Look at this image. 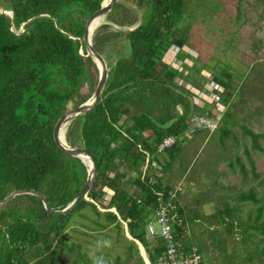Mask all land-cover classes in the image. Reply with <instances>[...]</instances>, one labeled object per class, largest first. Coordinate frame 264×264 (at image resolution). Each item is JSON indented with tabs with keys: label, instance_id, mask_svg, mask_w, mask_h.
I'll use <instances>...</instances> for the list:
<instances>
[{
	"label": "trees",
	"instance_id": "trees-1",
	"mask_svg": "<svg viewBox=\"0 0 264 264\" xmlns=\"http://www.w3.org/2000/svg\"><path fill=\"white\" fill-rule=\"evenodd\" d=\"M129 1L141 11V21L121 35L118 32L124 45L116 57L109 60L102 56L106 77L98 101L91 110L71 120L65 132L68 145L85 149L95 161V179L87 200L60 216L45 212L33 196L12 198L0 210V264L55 261L56 249L65 237L64 225L76 213L97 229L114 226L118 231L125 224L127 233L140 243L150 264H158L164 252L163 240L158 236L148 238L145 226L158 202L168 198L169 188L158 177L151 182L142 175L145 154L160 163L162 170H167L172 149L188 138L184 135L188 117L204 113L212 116L215 110L208 103L198 106L192 101L193 89L201 87L196 77L202 79L200 70L208 71L204 63L197 65L195 57L183 51L175 55L181 61L184 58L195 61L188 75H182V82L186 81L188 88L174 82L178 71L168 64L171 44L179 49L191 48L184 32L176 27L184 13L185 0ZM100 2L4 0L2 8L10 10L12 18L0 13V199L13 190L30 189L42 195L50 208L60 209L80 191L85 181V166L59 150L52 132L57 118L82 102L81 88L84 85L90 88L85 63L91 62L79 56L78 47L85 21L99 9ZM120 6V2H115L108 13L114 21ZM21 23L24 24L20 30ZM106 27L99 26L91 37L92 48L99 55L105 45L100 29ZM167 55L170 58L165 63ZM208 74L221 91L219 100L225 110L216 131L225 138L231 134L229 121L225 119L226 107L233 108L227 95L231 75L223 69ZM71 124L77 127L72 129ZM241 129L250 146L263 152L258 140L264 141V132ZM73 134L79 146H74ZM166 135L174 136L175 142L157 153L156 145ZM243 153L252 178H258L247 149ZM162 154L165 158L159 159ZM236 161L239 173L244 175V165ZM20 197L30 203L22 208H10V203ZM176 197L171 200L170 210L173 239L178 254H185L192 245L197 247L186 229L187 223L200 219L197 210L201 204L199 200L191 202L188 211L182 206L181 216ZM234 199L238 203H259L252 188L237 193ZM86 207L91 216L82 212ZM236 211L235 206H224L213 217L231 228ZM255 211L246 229L264 235V212L259 206ZM204 219L210 222L205 216ZM55 236L59 237L51 244ZM132 240H128L126 249H134L136 264H143Z\"/></svg>",
	"mask_w": 264,
	"mask_h": 264
},
{
	"label": "rangeland",
	"instance_id": "rangeland-1",
	"mask_svg": "<svg viewBox=\"0 0 264 264\" xmlns=\"http://www.w3.org/2000/svg\"><path fill=\"white\" fill-rule=\"evenodd\" d=\"M3 3L4 0H0V10ZM120 4L116 21L106 14L92 33L99 26L107 25L100 29L105 43L100 54L104 59L117 56L124 45L120 36L122 32L141 21V11L131 1L124 0ZM176 25L184 32L185 40L196 54L197 65L204 63L207 73L219 69L230 73L227 95L233 105V108L226 107L229 136L223 138L216 130L200 131L176 144L171 160H168L169 166L174 160L182 162V206L188 211L191 202L194 204L199 200L201 204L197 210L200 219L187 223V234L195 240L203 264H264V235L246 229L256 214V206L264 212V141L258 140L263 149L259 152L250 146L249 138L241 129L264 132V0H185L184 13ZM169 58L167 55L164 62ZM194 60L183 59L181 69L184 76L190 72ZM90 62L85 63V68L90 74L91 85L89 89L86 85L81 88L82 102L89 98L96 83V69ZM176 70L177 78L182 80V71ZM196 81L202 82V79L197 76ZM174 82L178 84L179 80ZM67 106L71 104L67 103ZM75 126L71 124L72 129ZM71 139L74 146H79L75 134ZM244 148L254 162L258 173L256 179L251 176ZM164 158V154L159 157ZM237 159L244 165V175L239 173ZM168 169L167 179L172 183L177 173L173 168ZM249 188L255 191L259 203L236 202L234 196ZM29 203L20 197L10 203V208H22L23 204ZM224 206H235L237 210L231 218V228L219 224L216 216L213 217ZM82 212L91 216L87 207ZM187 217L190 218V214ZM62 232L65 234L63 243L58 245L55 261L50 264H136L134 249H126L129 239L125 237L123 223L118 231L114 226L97 229L76 213ZM58 237L55 236L51 244Z\"/></svg>",
	"mask_w": 264,
	"mask_h": 264
},
{
	"label": "built area",
	"instance_id": "built-area-1",
	"mask_svg": "<svg viewBox=\"0 0 264 264\" xmlns=\"http://www.w3.org/2000/svg\"><path fill=\"white\" fill-rule=\"evenodd\" d=\"M171 54L170 66L182 71V75H185L183 69H181L183 62L175 57L180 51H184L187 55L195 57L196 54L191 49H179L176 45L171 44L168 48ZM202 77L205 79L204 86H206L208 92L205 95L203 92H195L192 97V101L198 105L202 106L204 103L210 104L215 113L212 116L204 114H192L188 117L187 126L184 131L185 136H192L194 133L199 131L213 132L215 131L225 110L224 105L220 102V89L219 87L210 81V76L207 72H200ZM178 81V84H182V80L175 78L174 81ZM186 87V86H184ZM188 88V87H186ZM175 138L172 135H166L162 137L156 145V152L161 153L166 148L173 145ZM162 170L161 165L153 159H150L147 154H145L144 164L142 167V175L149 177L152 182L156 177L160 175ZM181 191L179 185L170 187L167 190L168 198L164 201L158 202L157 206L152 212V219L145 226L146 236L148 238H154L156 236L160 237L164 243V252L159 259L158 264H202L201 254L198 248L192 245L185 254H178L177 245L173 239V225H172V215L170 216V210L172 209V198H174ZM160 195V194H158Z\"/></svg>",
	"mask_w": 264,
	"mask_h": 264
},
{
	"label": "water",
	"instance_id": "water-1",
	"mask_svg": "<svg viewBox=\"0 0 264 264\" xmlns=\"http://www.w3.org/2000/svg\"><path fill=\"white\" fill-rule=\"evenodd\" d=\"M117 1L121 2L123 0H101L99 9L95 11L94 13H92L91 15H89L85 21L83 32H82L81 43H79V47H78V54L81 57L89 58L94 64L95 69H96V83H95L92 93L90 94L89 98L86 101L80 103L73 109L64 112L57 118V120L55 121L54 127H53V132H52L53 140L56 146L59 148V150H61L66 156L79 159V161L85 166L86 176H85V181L80 191L64 207L60 209H52L48 206L44 197L34 190H30V189L13 190L9 192L7 195H5L2 199H0V210L3 208V206L8 201H10L15 196L30 195L39 200L42 208L48 214L64 216L68 212H70L74 208V206H76L80 201L87 200V193L90 190L94 182L95 174H96V165H95L94 158L85 149L75 148V147H71L70 145H68L64 139L63 133H61L60 131L62 127H66V125L71 120L91 110L100 97V94H101V91H102V88L105 82L106 68H105L104 60L101 57V55H99L92 48L91 37H92L93 30L100 24L101 19L106 14L109 13L113 4ZM0 13L7 15L9 18H12V13L10 10L1 9ZM28 20H30V18L27 19L26 21ZM23 24L24 23L20 24L19 26L20 30ZM138 24H136L134 27H136ZM134 27L126 29L125 32L133 29ZM71 38H74V37H71ZM82 47H83L84 53L82 52ZM110 211L115 213L114 209H110ZM123 226L125 229V232H124L125 237L129 240H132L129 234L127 233L125 224H123ZM132 241L137 246V250H138L139 256L142 259L143 264H150L144 254L143 248L140 245V243L136 240H132ZM139 248H141L143 255L140 252Z\"/></svg>",
	"mask_w": 264,
	"mask_h": 264
},
{
	"label": "crops",
	"instance_id": "crops-1",
	"mask_svg": "<svg viewBox=\"0 0 264 264\" xmlns=\"http://www.w3.org/2000/svg\"><path fill=\"white\" fill-rule=\"evenodd\" d=\"M183 53H185V52L183 51ZM168 64H170V61L168 62ZM200 76L202 77L201 73H200ZM198 83L200 84L201 87L199 89H193V90H195L194 92H203L206 95L208 90H207L206 86H204L205 79L202 77V82H198ZM183 84L186 87H190L186 81H183ZM193 88H194V86H193ZM169 167L174 169V171L177 173V177L171 183L170 180L167 179V175H166V172H168L169 169H167V170L163 169V170H161L160 175L158 176L161 184L167 186L168 188L175 186V185H179L181 187L182 162H177V160H174L172 165ZM176 199H177V207H178V209H180L181 216H182V191H180V193L177 194Z\"/></svg>",
	"mask_w": 264,
	"mask_h": 264
},
{
	"label": "bare ground",
	"instance_id": "bare-ground-1",
	"mask_svg": "<svg viewBox=\"0 0 264 264\" xmlns=\"http://www.w3.org/2000/svg\"><path fill=\"white\" fill-rule=\"evenodd\" d=\"M65 129H66V127H62V129H61V133H63V135H64V133H65ZM139 250H140V252L142 253V250H141V248H139ZM142 255H143V253H142Z\"/></svg>",
	"mask_w": 264,
	"mask_h": 264
}]
</instances>
